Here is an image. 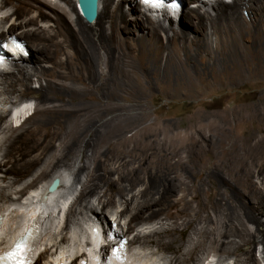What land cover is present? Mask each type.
<instances>
[{"label": "bare ground", "instance_id": "1", "mask_svg": "<svg viewBox=\"0 0 264 264\" xmlns=\"http://www.w3.org/2000/svg\"><path fill=\"white\" fill-rule=\"evenodd\" d=\"M62 1L75 13L76 29L70 24L68 13L58 5L40 0H1L0 3V13L9 5L14 7L12 14L1 17L0 30L3 27L10 36H15L19 41L21 38L28 39L30 44L28 47L25 43V50L30 53L29 60L23 59V52L17 53L9 57L11 61L8 68L1 69L3 63L0 57V87L3 95L22 97L16 101V109L13 110V121H20V125L16 127L9 123L4 129L9 137L0 160V179L7 184L0 186V199H6L3 193L15 190L20 181L40 165L41 171L29 185L31 188L47 180L51 184L54 179H60V186L55 193L40 189L41 193L30 197L37 202L33 203L32 200V204H27L31 205L28 206L31 209L28 208L29 215L24 219L21 217L23 214H18L22 225L11 235L8 234L6 240L4 238L0 242V247L7 244L16 232H22L41 207L46 213L45 223L48 212L54 211L59 204L58 207L67 214V221L62 228L64 231L76 215L75 206L84 204L85 211L94 214L88 198L103 193L97 199L98 206H101V211L96 213L98 217L107 219L108 208L115 204L116 198L120 206L124 207L116 214H111L119 221L121 239L131 229V226L127 229L121 226L127 216L133 223L148 211L146 219L149 222L145 224H150L153 218L163 213L165 220L170 221L163 223L159 220V229L152 230L146 236L136 234L129 240L130 246L154 242L159 249H173V264H188L200 248L203 252L208 250L234 255L248 246V250L237 255L235 264H258L255 259L256 245L261 244L264 251V192L254 183V178H260L264 186V137L259 138L247 131L242 132V137H232L230 128L234 126V121L242 125L247 119L264 124L263 96L259 97L257 105L238 106L217 117L209 115L207 118L197 111L194 115L197 121L186 127L183 134L168 133L170 130L164 127L168 135L156 139L163 127H143L131 138L122 140L120 148L110 159L101 157L98 160L83 185L81 196L73 204L67 202L71 194L70 191H64L62 182L65 180L58 174L57 168L82 148V165L77 176L85 170L86 144L108 136V125H111L112 120L106 118L121 110L114 106L116 98L139 102L156 85L168 95L181 92L191 95V90L199 82L225 84L248 79L264 80V0H215L213 3L194 0L197 1L196 7H187L180 12L179 18L186 20L185 25L174 28L175 22L170 18L169 29L165 26L167 22L142 13L141 5L132 8L129 1L117 4L115 0H99L97 19L91 24L86 22L78 5L76 7L77 0ZM112 5L115 6L113 10ZM154 6L159 7L160 4L155 3ZM210 10L215 12L214 16ZM105 23L110 24L108 43L104 40ZM169 31L173 33L171 37L167 34ZM2 36L6 37L5 33ZM5 37L1 38L5 40ZM110 45L114 49L123 48V61L114 64L107 60L106 46ZM18 50L21 51L20 48ZM16 56L20 59L17 60ZM82 60L86 64L90 62L89 67L85 68V64V69H82ZM20 61L32 63L33 67L20 65ZM46 63L50 65L45 66ZM101 65L110 66V70L98 73ZM41 79L46 81L45 86L41 85L39 91L32 90L31 82L37 83ZM130 79L139 86L134 94H127L131 90H128L129 86L133 85L128 81ZM84 91L85 97L99 103L93 117H88L89 109L80 108L82 106L66 108L54 104L55 98L60 99L65 95L73 99ZM37 93L41 94L40 105L30 113L31 100L27 95ZM1 101L2 104L7 103ZM11 113L10 110H0V130L2 122ZM102 120L103 124L99 127L105 129L103 135L96 127ZM258 131L264 133V129ZM83 143L85 145L81 147ZM158 172H161V178L156 185L153 180L158 178ZM112 174L117 175L116 182ZM142 181L144 189L136 192V186L141 185ZM16 193L23 197L24 190ZM202 194L205 195L204 199ZM194 201L196 206L191 204ZM23 207L19 206V209ZM174 208L176 211L172 213ZM25 209L26 213L28 209ZM5 225L6 217L0 238ZM108 225L111 226L110 221ZM250 225L254 226L253 229H250ZM188 227L195 239L186 252H181V245L175 235ZM80 230L72 231L71 240H59L57 248L64 254L73 253L78 249L76 243L82 242L84 238L83 234L82 237L78 235ZM89 231L91 238L95 239L93 231L98 232V229L93 227ZM42 241L46 240L42 238L40 250L43 249ZM69 241L73 245L70 246ZM61 244L66 246L60 247ZM97 247L95 240L93 248ZM54 248L45 247L37 264H42L40 260H49L57 249ZM118 254L125 262L156 264L151 260L146 263L141 258L137 259L141 262H137L133 255L127 256L121 250ZM110 259L112 264L118 263L113 253Z\"/></svg>", "mask_w": 264, "mask_h": 264}, {"label": "rangeland", "instance_id": "2", "mask_svg": "<svg viewBox=\"0 0 264 264\" xmlns=\"http://www.w3.org/2000/svg\"><path fill=\"white\" fill-rule=\"evenodd\" d=\"M42 2H49L51 4L58 5L60 8L65 10L68 13V17L70 20V24L76 29L77 27L75 26V21H76V15L75 13L71 12L70 7L63 2L62 0H40ZM127 2V1H124ZM130 2V1H129ZM194 0H185L184 2V7L182 10H184L187 7L192 8L191 6L195 4ZM1 3V0H0ZM118 4V3H117ZM116 4V5H117ZM115 5V4H114ZM114 5H112V9H114ZM137 5V4H136ZM138 5H140L138 3ZM186 5V6H185ZM130 6L131 2H130ZM77 7V4H76ZM133 8V6H132ZM78 10V8H77ZM14 11L13 6H8V8L0 13V19L1 17L7 15V14H12ZM212 16L215 15V12L212 10L209 11ZM142 13L148 15L144 9H142ZM183 13V12H182ZM130 18H132V15H129ZM163 20L160 19L161 22H167L165 23L166 29H169V20L166 19V17L161 16ZM165 18V19H164ZM153 19V18H152ZM156 19V16L154 17ZM158 19V17H157ZM156 19V20H157ZM185 19L184 18H179L178 21L173 23L174 28H178L179 25L184 24L185 25ZM106 31L104 34V40L109 42V35H110V24L105 23ZM132 30H134V27L132 26ZM136 33H139L137 29H135ZM169 37L172 36V32L169 31L167 32ZM1 37L2 34H0V39H3ZM19 39V38H18ZM103 39V38H102ZM214 40V38H213ZM20 41H24L29 47V40L28 39H20ZM215 41V40H214ZM32 48V46H31ZM33 49V48H32ZM123 48H116L114 49L113 46H106V52L108 55V61H111L115 64L116 61H123L125 58L123 56ZM74 52V51H72ZM36 53V52H35ZM12 57V56H9ZM17 57V56H16ZM24 57V55H23ZM20 57H17V60H19ZM25 60L30 59V53L23 58ZM114 60V61H113ZM17 62V61H16ZM85 62L82 60L81 66L82 69L85 67ZM91 63L89 62L86 64V67H89ZM20 65H25V66H31L33 67L32 63H27L26 61L21 62ZM50 64L46 63L45 66H49ZM92 66L94 67V63L92 62ZM6 66H1V69H5ZM106 65H101V68H98V73L100 71H109L110 66L107 67ZM84 68V69H85ZM12 69H14L12 67ZM12 69H9L12 71ZM10 72V71H9ZM101 73V72H100ZM113 75V74H112ZM129 82H132V86H129L127 94H134V91H138L139 86L138 84L136 85V82L133 79L128 80ZM134 82V83H133ZM0 84H1V76H0ZM46 81L41 79L39 82H31V87L32 90H38L40 89V86H45ZM136 85V86H134ZM193 94L189 95L186 94L185 92L178 93L177 95H171V94H166L159 86H155L150 94H145L144 96L141 97V100L139 102H132L126 99L120 100V98L115 99L113 101L114 106L116 108L121 109L120 111L114 112L113 114L107 116L106 119L112 120L111 125H108V128L110 127L109 134L107 137H103L104 139L99 138V141L97 142H89L86 145L87 151H86V158L84 159L86 168L85 170L77 176V172L79 168L81 167V159L83 156V150L82 148H79L77 152L73 155L70 156L69 160L66 161L64 164H61L57 168L58 174L62 175L64 177L65 182H62V185L65 189V192H69L68 195V202L70 204H73L78 200V198L81 196L82 193V188L83 185L87 182L88 175L91 173L92 170L95 169V166L98 164V160L103 157L104 159H110L113 155H115V151H117V148H120L121 143L124 141L125 138L129 139L131 138L134 134L139 132L143 127L150 126V125H158L163 127V130L156 135V139H163L166 138L168 133L171 132H180L183 134L186 130V127L189 125L195 124L197 121V118L194 117L195 113L198 111L201 114L203 113L207 118L208 116H220L222 113L225 111H231L235 107H245V106H250L252 105H257L259 104V97L263 96L264 97V80H254V79H248L243 82H237V83H197L196 87L191 90ZM84 93V94H83ZM86 92H82L77 94L78 97H75L73 99L69 97H65L63 95L60 99L55 98L54 99V104L56 105H61L66 108H72V107H80V108H85L86 110L90 111L88 113V117H93L95 115V109L97 108V102L94 101V99H90L88 97H85ZM41 94H28L27 97L31 100V111L30 113L34 112V109H37L38 106L40 105V97ZM81 95V96H80ZM84 96V97H83ZM128 97V96H127ZM22 97H19L17 95L15 96H8V95H3V90L0 87V101H6L7 103H0V110L4 111H12L17 105L16 103L18 102V99ZM130 98V97H128ZM4 99V100H3ZM59 100V101H58ZM132 100V99H131ZM1 101V102H2ZM17 101V102H16ZM93 102V103H92ZM117 102V103H116ZM116 104V105H115ZM11 105V106H10ZM120 105V106H118ZM138 105V106H137ZM88 106V107H87ZM12 108V109H11ZM30 110V109H28ZM92 110V111H91ZM23 110L19 111L21 114ZM93 113V114H92ZM122 113V114H121ZM220 113V114H219ZM35 117V116H33ZM101 122H98L96 127L103 135V131L105 130L103 127H99V125L103 124ZM19 122V124H17ZM249 122V123H248ZM11 123L13 126L18 127L20 125V121H16V123L13 121V119L8 117L6 121L2 122V129L0 130V160L3 155V151L7 145L6 140L9 137V134L6 132L5 127ZM31 123V122H30ZM247 123V124H246ZM234 126L230 128V134L232 137H242V132H249L253 133L255 136L259 138L264 137L263 132H259V129H264V124H259L256 120L254 119H247L245 120L244 127L242 125H237V121L233 122ZM261 125V127H260ZM157 126V127H158ZM70 127V126H68ZM170 130V132H166V130ZM102 129V131H101ZM166 132V133H165ZM233 132V133H232ZM151 139H155L153 136H150ZM123 140V141H122ZM87 141V138L85 139V142ZM122 141V142H121ZM116 144V145H115ZM119 144V145H118ZM127 146H130L126 142ZM4 145V146H3ZM85 144L83 143L81 147H83ZM56 146H58V143H56ZM116 149V150H115ZM97 161V162H96ZM97 163V164H96ZM41 166L36 167L32 172H30L24 179L20 181V183L16 186L15 190H7L3 193V196L6 199H0V210H4L3 212L0 211V213L5 214L4 216L6 217V225L4 230L2 231L3 233L1 234L0 242L5 238L11 235L12 232H14L18 226L20 227V224L23 222L22 219L18 217V214H25L24 217L21 215V217L24 219L27 215H29L28 212H30V207L31 205L27 204H32L30 197L35 196L36 194L38 195L41 193L42 190L47 192V189L50 185L49 181L47 180L46 182H42L37 184L36 188H31L29 185L34 181V179L37 177L39 172L41 171ZM1 170L3 171L4 168L1 167ZM99 173H103V171H99ZM1 173V172H0ZM153 174H157L156 172H153ZM1 176V174H0ZM161 178V172H158V178H156L154 183L157 185V182L159 183V179ZM112 179L116 182L118 180V177L116 174H112ZM158 180V181H157ZM8 181V179L6 180ZM145 181V179H144ZM68 182V183H66ZM141 183V182H140ZM254 183L258 185L259 187L262 188L264 192V186L261 185V179L260 178H254ZM7 182H2L0 179V186H5ZM66 185V186H65ZM46 187V188H45ZM69 187V188H68ZM145 187L144 182L142 181L141 185L136 186L135 191L137 192L138 190H143ZM41 189V191H40ZM68 189V190H67ZM18 190H24L23 197L21 194H17L16 192ZM35 191V192H34ZM103 193L100 195H92V197H89L88 200H90V203H92L93 208H94V214L93 212H87L84 209V204L83 206H75L76 210V215L73 216L71 219L70 223L68 224V229L62 231L63 226L65 225L67 221V214L65 213L62 217L61 220H58L56 215L59 213V209L61 210L59 204L55 207L56 209L54 211H49L48 212V217L46 218V221L43 226V238L46 241H42V247L45 248H57V243L61 241L62 238L66 239H73L72 231L74 229L80 230L78 235H81L82 237L83 234V241L88 240L89 238V233L90 229L93 227H96L97 229L99 228L100 224L103 227V223H101V219L105 221V224L108 225L109 220H107L109 217H112L111 214H116L120 210H122L124 207L123 205L120 206V202H117V198L115 199V204L111 205L108 208V213H107V219L105 220L103 217H98L99 215L96 214L97 212L101 211V206H98V201L97 199L99 196L101 197ZM22 197V199H21ZM190 197H187V200ZM202 198H205V195L202 194ZM28 199V201H26ZM30 199V200H29ZM107 199H105L106 201ZM19 202V203H18ZM30 202V203H28ZM36 199L33 203H36ZM15 203L14 205H12ZM26 203V204H24ZM20 204V205H19ZM193 206H196V202H191ZM22 205V206H21ZM49 205V204H48ZM18 206V207H17ZM20 207H26V213L23 208ZM71 206V205H70ZM69 206V209H70ZM19 211V213H18ZM176 209H172L171 212L174 213ZM24 212V213H23ZM57 212V214H56ZM21 213V214H20ZM52 214V215H51ZM147 215L148 211L144 212L143 216L141 219H139L136 222L131 223V218L127 216L124 221H122L121 226H124L125 229H127L129 226H131V229L129 233L127 234L126 237H129L132 239L136 234H140L141 236H146L148 235L152 230L159 229V226L157 225L159 223V220L162 221L163 223H169L170 221L165 220L166 216L165 214H159L157 217L153 218L150 224H145L148 223L147 221ZM58 216V215H57ZM65 216V217H64ZM114 216V215H113ZM8 218V219H7ZM20 219V220H19ZM19 220V221H18ZM54 220V221H53ZM262 221H264V217H262ZM20 222V223H19ZM144 224V225H142ZM22 225V224H21ZM142 225V226H141ZM74 226V227H73ZM77 227V228H76ZM79 227V228H78ZM91 227V228H89ZM166 227V225H165ZM254 226L250 225V229H253ZM70 228V229H69ZM89 232V233H88ZM9 234V235H8ZM69 234V235H68ZM72 234V235H70ZM88 234V235H87ZM3 235V236H2ZM85 235V236H84ZM129 235V236H128ZM71 236V238H70ZM175 237L178 240V243L181 245V252H186L187 249H189L192 246V243L195 239V236L192 233L191 228H185L184 230H180L179 234L177 233ZM66 239H63L64 241ZM60 240V241H59ZM127 241V240H126ZM70 242V241H69ZM44 243V244H43ZM54 245V246H53ZM125 245V244H124ZM41 247V248H42ZM54 248V249H55ZM53 249V250H54ZM249 247H243L242 250H238L236 254L234 255H227V254H222V253H214L211 251L206 250V252H203L200 248V250L197 252V256L194 255L193 259L188 262V264H235L237 260V255L240 254L242 251L248 250ZM52 250V251H53ZM123 250H121L122 252ZM263 246L261 244L256 245V253H255V259L258 264H264V258H263ZM132 253H133V258L136 259H142L144 262L147 260H151L155 262L156 264H173V257L175 254H173V249L170 250H163L159 249L154 242L152 243H138L132 246ZM204 253V255H202ZM50 254V252L48 253ZM124 254V253H123ZM131 255V254H130ZM49 258V256H46ZM151 258V259H149ZM43 260H40L42 262ZM172 261V262H171ZM154 264V263H153Z\"/></svg>", "mask_w": 264, "mask_h": 264}, {"label": "water", "instance_id": "3", "mask_svg": "<svg viewBox=\"0 0 264 264\" xmlns=\"http://www.w3.org/2000/svg\"><path fill=\"white\" fill-rule=\"evenodd\" d=\"M77 5L87 23L91 24L96 21L99 10V0H77ZM59 186L60 179L56 178L51 182L47 191L49 193H55Z\"/></svg>", "mask_w": 264, "mask_h": 264}, {"label": "snow or ice", "instance_id": "4", "mask_svg": "<svg viewBox=\"0 0 264 264\" xmlns=\"http://www.w3.org/2000/svg\"><path fill=\"white\" fill-rule=\"evenodd\" d=\"M148 2H149V0H145V3H148ZM81 6H83V5H81ZM109 239H111V237H109ZM123 245H124V241L120 240L118 242L117 247H114L112 249V253L115 256L116 260L119 262V264H123L122 258L118 254L119 251L123 248ZM23 252H24L23 247L21 246V244L18 243L14 247V249L8 253V256L12 258L14 264H24L23 259H22Z\"/></svg>", "mask_w": 264, "mask_h": 264}]
</instances>
